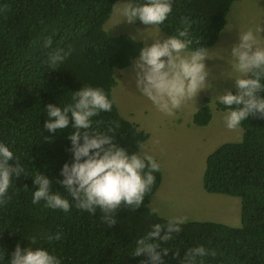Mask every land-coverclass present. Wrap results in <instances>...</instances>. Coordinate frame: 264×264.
<instances>
[{
  "label": "trees",
  "instance_id": "obj_1",
  "mask_svg": "<svg viewBox=\"0 0 264 264\" xmlns=\"http://www.w3.org/2000/svg\"><path fill=\"white\" fill-rule=\"evenodd\" d=\"M237 0H172V13L159 27L169 35L182 30L181 17L191 22L189 29L196 47L211 48L220 39L227 15ZM134 3L143 0H133ZM117 0H0V142L6 144L24 169L13 177L8 190L11 199L0 205V264H8L17 242L21 248L43 247L57 255L62 264H139L133 257L137 238L154 223L169 218L151 213L153 197L162 183L161 168L155 172V184L137 211L122 209L117 224L108 228L95 215L72 207L68 213L44 207V201L32 204V192L38 186L33 178L43 173L53 180L52 190L64 194L55 183L61 167L71 161L66 151L71 144L69 128L49 133L43 128L48 119V104L63 107L73 102L74 92L82 86L102 88L113 101L116 84L114 68H125L143 42L129 35L112 36L105 25ZM6 9V10H5ZM51 37L50 47L43 41ZM69 53L53 69L51 52ZM235 94V92H233ZM264 96V92L260 93ZM205 105L195 114L194 123L206 126L212 113ZM220 109H226L218 102ZM118 121L114 140L130 153L139 152L148 134L138 131L119 115L113 101L111 112L92 118L95 131H106ZM239 141L217 145L207 158L203 185L209 193L241 198V226L222 222L190 220L165 247L167 264H177L172 252L203 244L217 250L215 258L204 264H264V119L249 117L241 123ZM50 137V139H48ZM15 158L9 164L15 165ZM66 196V194H65ZM66 198L70 199V197ZM59 232L61 239L48 242L44 233ZM36 244L31 245V238Z\"/></svg>",
  "mask_w": 264,
  "mask_h": 264
},
{
  "label": "clouds",
  "instance_id": "obj_2",
  "mask_svg": "<svg viewBox=\"0 0 264 264\" xmlns=\"http://www.w3.org/2000/svg\"><path fill=\"white\" fill-rule=\"evenodd\" d=\"M238 1L240 0L233 4L227 15L226 26L230 13L240 5ZM117 2L123 3V7L117 11L129 24L139 20L145 26L159 27L172 13V0H143L140 3H134L133 0H117ZM259 14L264 23V0H261ZM180 23L182 30H177L174 35L165 33L159 27L161 31H157L160 36L153 38L151 44L144 42L127 67L114 68L116 84L112 89L113 101L119 115L129 124L123 130L133 124L138 131L148 134V138L141 144L142 155L139 152L130 153L115 142L113 134L120 127L118 121H111L106 131L93 130L92 118L101 112H111L113 101L102 88L82 86L74 92L73 102L63 107L48 104L44 109L48 119L45 120L43 128L49 133L67 129L70 121L72 122V131L66 137L71 144L70 148L66 149L71 153V161L65 162L61 167L59 177L62 179L55 180V183L63 188L64 194L52 190L53 180L48 176L43 173L35 175L33 181L38 188L32 192L33 205L44 201V207L65 213L72 207L92 215L99 210L102 214L101 221L108 228L117 224V214L120 210L137 211L141 208L146 195L155 184L154 173L160 170V164L147 154L151 133L140 127L136 111L126 109L122 112L121 107L132 97L141 95L147 98L158 112L172 115L178 120L186 115L188 123L196 125L194 116L205 102H202L199 108H181L188 102L195 103L201 92L213 88L211 80L216 79L205 61L213 59L209 57V50L220 42L226 26L219 41L211 48L196 47L189 50L193 43L189 32L191 22L187 17H181ZM262 31H264L262 27L239 31L236 42L228 49H223L229 55L230 72L239 74L235 78L229 77L234 80L235 90L225 89L214 98L204 97L209 98L207 104L212 119L214 116V110L210 106L212 102L216 103L218 110L226 112L224 123L228 130L238 129L250 116L264 119V96L260 95L264 92V42L260 38ZM161 34L165 37H161ZM51 43V37L43 41L45 47H50ZM67 55L69 53L61 50L51 52L48 56L49 65L55 69L57 64L63 63ZM116 72L126 81H130L139 95L126 97L127 102L119 103L118 98L122 96L123 86L119 84L122 77L119 75L118 79ZM218 102L226 109H220ZM209 155L210 153L206 157V166ZM14 158L15 165L9 164ZM23 173L24 169L18 158L6 144L0 142V205L7 204L11 199L8 190L12 186L13 177L19 178ZM161 186L162 183L153 201L160 194ZM65 194L71 200L66 198ZM157 211L155 208L151 209L152 214H156ZM187 221L182 216H176L169 218L166 223L152 224L150 230L135 241L132 256L143 257L139 264H167L165 257L169 255V249L165 245L182 231L181 225ZM42 238L51 243L60 240L61 234L44 233ZM30 242L31 245L36 244V237H32ZM209 256L215 258L217 250L203 244L187 248L183 256L179 252H172V258L177 264H204V258ZM8 264H62V261L46 248L31 246L21 248L17 242Z\"/></svg>",
  "mask_w": 264,
  "mask_h": 264
},
{
  "label": "rangeland",
  "instance_id": "obj_3",
  "mask_svg": "<svg viewBox=\"0 0 264 264\" xmlns=\"http://www.w3.org/2000/svg\"><path fill=\"white\" fill-rule=\"evenodd\" d=\"M245 4V11L237 18L238 29L255 30L264 27L259 14L261 0H240L238 4ZM123 3L116 4V8L105 25L106 31L112 36L128 34L141 42L151 44L152 39L160 36L158 26L149 27L139 20L129 24L118 13ZM238 8L230 13L231 17L237 15ZM149 27V28H148ZM158 30V31H157ZM261 38V35H260ZM226 53H228L226 51ZM212 68L221 73H228L227 86L218 85L216 91L234 89L233 80L238 73L230 72L231 68ZM119 79V73L116 72ZM121 76V75H120ZM122 77V76H121ZM123 86L119 103L126 97L139 95L130 81L123 77L119 81ZM115 89V88H114ZM114 95V94H113ZM209 96V95H208ZM215 95H210L214 98ZM202 102H205L204 100ZM214 110L213 119L206 126H198L188 123V117L183 115L181 120L172 115H164L158 112L151 102L143 96H134L121 107V111L133 109L136 111L137 122L141 128L151 133L150 148L147 154L151 155L159 164L163 175L160 194L154 201L153 208L166 218L182 216L187 220H212L223 221L233 226H241V198L222 193H209L203 185V174L206 166L207 155L219 144L231 140V131L225 127L224 116L216 108V103L210 104ZM193 109V108H183ZM242 138L243 128L240 126Z\"/></svg>",
  "mask_w": 264,
  "mask_h": 264
},
{
  "label": "crops",
  "instance_id": "obj_4",
  "mask_svg": "<svg viewBox=\"0 0 264 264\" xmlns=\"http://www.w3.org/2000/svg\"><path fill=\"white\" fill-rule=\"evenodd\" d=\"M244 6H245V4H240L237 7L238 8L237 15H235L233 17L229 16L228 24L226 26V29L222 33L220 42L215 47H213L212 49L209 50V57L213 58V59L206 60L205 63L211 69L212 76L216 77V79L211 80L213 88H211L207 91L201 92L199 94V96L197 97L195 103L194 102H188L187 104L182 106L181 109H183V108H199L202 105V101H203L205 96L216 95V94L223 91V90L216 91V87L218 85L226 83L225 78H227L229 76V74L228 73H225V74L221 73L220 71L212 68V66H216L217 68H220V69L227 68V67L231 68V66L228 64L229 55L223 49H228L232 43L236 42L239 31H244V29H238V27H237V18L241 14L244 13V11H245ZM235 11H236V9L234 10V13H235ZM262 28H264V27H262ZM260 35H261L262 42H264V31H262L260 33ZM161 37H165V36L161 34ZM217 56H221L222 58L217 57ZM214 57H216V58H214ZM229 62H230V60H229ZM229 82L234 83V80H230ZM225 85L227 86V83ZM230 131H231V135H230L231 141L240 140V138L237 139L241 135L240 127L236 130H230ZM224 142H226V141H224Z\"/></svg>",
  "mask_w": 264,
  "mask_h": 264
}]
</instances>
